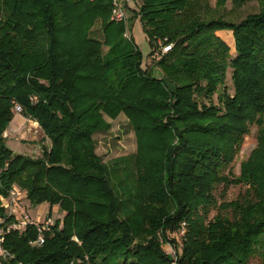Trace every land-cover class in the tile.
<instances>
[{"label":"trees","instance_id":"1","mask_svg":"<svg viewBox=\"0 0 264 264\" xmlns=\"http://www.w3.org/2000/svg\"><path fill=\"white\" fill-rule=\"evenodd\" d=\"M256 1L259 11L238 23L202 19L198 0L126 4L130 19L142 22L151 54L160 43L172 44L157 61L171 90L142 66L140 49L123 37L126 22L110 20L112 0H0V194L18 185L33 204L66 212L62 228L56 221L54 236L47 233L40 246L30 244L33 225L7 234L10 264L264 259V0ZM97 21L102 41L90 35ZM223 30L232 31L234 56L216 33ZM14 103L50 139L40 157L6 146ZM120 113L136 133L137 152L118 159L135 169L125 180L136 179L133 189L122 183L118 192L113 166L97 156L92 135L110 128L104 115ZM251 124L258 127L255 148L237 176L224 175ZM221 184L246 186L242 199L218 206L213 192ZM213 208L229 209L232 217L209 218ZM182 222L186 232L177 241L169 234L179 233Z\"/></svg>","mask_w":264,"mask_h":264},{"label":"rangeland","instance_id":"2","mask_svg":"<svg viewBox=\"0 0 264 264\" xmlns=\"http://www.w3.org/2000/svg\"><path fill=\"white\" fill-rule=\"evenodd\" d=\"M198 10L202 19L219 18L229 20L234 23L240 22L249 14H255L259 11V3L256 0H250L242 5H235L232 0L220 1V0H198ZM127 13L126 30L123 33L125 39H131L138 46L142 54V66L144 68H150L152 75L157 79H163L171 90H174V85L164 77L162 69L158 66L157 61L163 54L157 52L151 54L152 46L148 41V37L143 29V24L139 17L130 19L131 12ZM112 16V10L110 20ZM115 21V20H114ZM232 31L223 30L216 33L230 46V54L235 55L234 39L232 37ZM91 37H94L100 41L103 40V32L101 24L97 21L90 32ZM167 45V44H166ZM165 46L160 43V50ZM108 50L107 46H102V51L105 53ZM225 86L229 93L233 92V86L231 83V69L227 70ZM223 89V86L221 87ZM221 89V90H222ZM216 100V96L213 98ZM14 103L13 113L14 117L8 124L4 131V137L6 146L13 151L14 154H23L32 158L40 157L44 147L49 148L51 145L49 137L45 134L40 124L31 118L25 117L22 112H17ZM20 106V105H19ZM21 121L16 118L19 117ZM106 122L110 124V128L107 130L96 131L92 135V139L95 144V153L101 158L103 163L113 166L111 179L116 190L121 192L123 185L127 188L133 189L135 181L133 178L125 180L127 170L132 172V176H135V169L132 171L131 167H126L124 163L119 161L121 157H128L137 152V137L134 129L126 117L125 114L120 113L117 117L111 118L104 115ZM258 127L256 124H251L249 132L244 137V142L240 148L239 153L236 155L234 161L222 170V173L226 175L231 170V174L237 176L240 172V164L246 160L251 151L256 146V135ZM115 160H118L117 162ZM125 167H124V166ZM137 178V177H136ZM134 180V181H133ZM123 183V185H122ZM23 190L26 196L22 199V204L27 208V213L32 219L37 221L43 220L45 217H51L54 221L58 222V228H62L63 220L66 212L61 210L58 204L50 206L49 203L33 204L28 199L26 189L21 186L13 185L12 188ZM246 186L231 184L228 187H224L223 184L216 186L214 189V196L217 200V205L222 203L228 204L233 200L242 199ZM217 214L227 215L228 218L232 217L233 211L229 209L221 210L213 208L210 212L209 218L214 217ZM54 232L51 230L52 236ZM54 236V235H53ZM169 236L177 241H181L180 234L178 232L170 233ZM73 240L77 241V237L73 236ZM163 249L171 256L175 258V249L170 242H164ZM8 261L6 264H10ZM72 263V262H71ZM2 264V262H0ZM5 264V263H3ZM21 264V263H19ZM172 264H175L173 262ZM248 264H264V259L258 256L252 257Z\"/></svg>","mask_w":264,"mask_h":264},{"label":"built area","instance_id":"3","mask_svg":"<svg viewBox=\"0 0 264 264\" xmlns=\"http://www.w3.org/2000/svg\"><path fill=\"white\" fill-rule=\"evenodd\" d=\"M134 0H112V16L111 19L117 22H127L126 4L133 3ZM172 44H167L161 48V54L171 50ZM17 112H21L19 105L15 106ZM26 193L17 188H11L6 194H0V207L4 209V214L0 216V262L5 263L11 261L14 255L10 253L4 246L5 236L12 231L22 233L27 226L36 227L37 235L30 241L32 246H40L44 243L47 233L51 232L55 221L51 217H45L41 221L32 219L27 213V208L22 204V199ZM186 232L185 222L181 223L179 234L184 236Z\"/></svg>","mask_w":264,"mask_h":264},{"label":"crops","instance_id":"4","mask_svg":"<svg viewBox=\"0 0 264 264\" xmlns=\"http://www.w3.org/2000/svg\"><path fill=\"white\" fill-rule=\"evenodd\" d=\"M17 119H18V121L20 120L21 121V119H20V116L19 117H16ZM14 120V119H13Z\"/></svg>","mask_w":264,"mask_h":264}]
</instances>
